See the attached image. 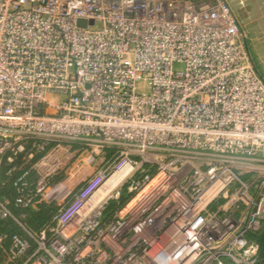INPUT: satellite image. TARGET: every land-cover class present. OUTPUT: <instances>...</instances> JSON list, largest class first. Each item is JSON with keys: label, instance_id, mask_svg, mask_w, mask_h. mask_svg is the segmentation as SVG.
Listing matches in <instances>:
<instances>
[{"label": "built area", "instance_id": "built-area-1", "mask_svg": "<svg viewBox=\"0 0 264 264\" xmlns=\"http://www.w3.org/2000/svg\"><path fill=\"white\" fill-rule=\"evenodd\" d=\"M4 166L2 219L81 181L0 264L257 259L264 76L229 1L0 0Z\"/></svg>", "mask_w": 264, "mask_h": 264}, {"label": "trees", "instance_id": "trees-1", "mask_svg": "<svg viewBox=\"0 0 264 264\" xmlns=\"http://www.w3.org/2000/svg\"><path fill=\"white\" fill-rule=\"evenodd\" d=\"M8 166H4L0 175V197L14 200L17 190L14 185L16 175L7 174ZM56 207L39 206L38 208L22 209L12 204L14 217L0 218V236H7L8 240L14 235L30 238V234L39 233L51 222ZM260 245L259 260L257 264H264V224L260 230L250 235Z\"/></svg>", "mask_w": 264, "mask_h": 264}, {"label": "rangeland", "instance_id": "rangeland-1", "mask_svg": "<svg viewBox=\"0 0 264 264\" xmlns=\"http://www.w3.org/2000/svg\"><path fill=\"white\" fill-rule=\"evenodd\" d=\"M228 1L237 16L241 29L244 33L250 56L261 74L264 76V0H248L246 2V6H243L240 0ZM64 180L65 179H63V181ZM80 181L81 177H78L73 183L76 184ZM72 184L70 185L71 187L69 184H66V186H68L66 187L67 190L64 189L65 191L63 190L61 193L57 192V207L55 204L47 203L45 201L40 203L39 206L44 205L58 208V200L66 196L68 190L73 188ZM258 260L259 258L255 260H242L239 258L236 260L227 259L226 264H257Z\"/></svg>", "mask_w": 264, "mask_h": 264}, {"label": "water", "instance_id": "water-1", "mask_svg": "<svg viewBox=\"0 0 264 264\" xmlns=\"http://www.w3.org/2000/svg\"><path fill=\"white\" fill-rule=\"evenodd\" d=\"M80 24H85V21H83V20H80Z\"/></svg>", "mask_w": 264, "mask_h": 264}, {"label": "crops", "instance_id": "crops-1", "mask_svg": "<svg viewBox=\"0 0 264 264\" xmlns=\"http://www.w3.org/2000/svg\"><path fill=\"white\" fill-rule=\"evenodd\" d=\"M248 1V0H247Z\"/></svg>", "mask_w": 264, "mask_h": 264}]
</instances>
